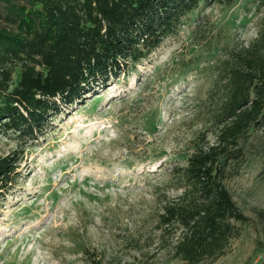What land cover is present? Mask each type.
<instances>
[{"label":"rangeland","instance_id":"374dc122","mask_svg":"<svg viewBox=\"0 0 264 264\" xmlns=\"http://www.w3.org/2000/svg\"><path fill=\"white\" fill-rule=\"evenodd\" d=\"M262 15L258 0L200 5L149 57L54 116L22 147V174L0 200V264H185L171 250L178 230L158 227L182 192L169 171L213 141L192 102L208 88L204 66L254 38ZM241 144L245 161L223 182L249 220L201 264H264V128ZM16 146L0 135L1 153Z\"/></svg>","mask_w":264,"mask_h":264},{"label":"trees","instance_id":"16d2710c","mask_svg":"<svg viewBox=\"0 0 264 264\" xmlns=\"http://www.w3.org/2000/svg\"><path fill=\"white\" fill-rule=\"evenodd\" d=\"M235 1L0 0V135L17 139L0 152V200L22 174V147L54 116L149 57L200 5ZM203 71L208 88L192 102L213 141L196 142L185 163L171 167L182 192L163 204L158 226L161 235L178 230L171 250L185 264L224 255L240 234L237 223L249 220L223 179L229 164L245 161L249 131L264 128V15L254 38L226 46Z\"/></svg>","mask_w":264,"mask_h":264}]
</instances>
